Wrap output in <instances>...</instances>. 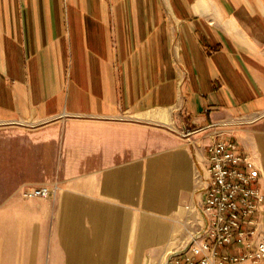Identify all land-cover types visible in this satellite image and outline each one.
Returning <instances> with one entry per match:
<instances>
[{
	"label": "crops",
	"instance_id": "obj_1",
	"mask_svg": "<svg viewBox=\"0 0 264 264\" xmlns=\"http://www.w3.org/2000/svg\"><path fill=\"white\" fill-rule=\"evenodd\" d=\"M143 112L167 129L137 144L116 120ZM58 116L124 132L62 173L27 264L146 261L199 196L209 135L264 117V0H0V121Z\"/></svg>",
	"mask_w": 264,
	"mask_h": 264
},
{
	"label": "rangeland",
	"instance_id": "obj_2",
	"mask_svg": "<svg viewBox=\"0 0 264 264\" xmlns=\"http://www.w3.org/2000/svg\"><path fill=\"white\" fill-rule=\"evenodd\" d=\"M137 116L116 120L132 127L127 130V135L137 144L141 138L152 139L161 130L167 129L152 119ZM104 124L92 118L67 116L0 121V264H27L29 249H34L36 245L39 248L40 242L44 241L45 224L41 211L45 197L26 198L21 195L20 189L25 185L60 182L62 173L68 169H91L94 163L118 145L117 138L124 132ZM260 134H264L263 116L233 122L220 132L222 138H231L238 149L250 153L258 168V178L262 174V165L255 141ZM194 201L189 199L171 213L172 235L160 252L149 254L142 263L134 255L133 264L164 263V253L177 234L181 239L187 229L197 226ZM36 210L37 214L34 213Z\"/></svg>",
	"mask_w": 264,
	"mask_h": 264
},
{
	"label": "built area",
	"instance_id": "obj_3",
	"mask_svg": "<svg viewBox=\"0 0 264 264\" xmlns=\"http://www.w3.org/2000/svg\"><path fill=\"white\" fill-rule=\"evenodd\" d=\"M205 145L206 176L193 202L197 226L165 251L164 264H246L264 258V190L249 152L213 132ZM58 183L25 185L26 198L54 196Z\"/></svg>",
	"mask_w": 264,
	"mask_h": 264
},
{
	"label": "bare ground",
	"instance_id": "obj_4",
	"mask_svg": "<svg viewBox=\"0 0 264 264\" xmlns=\"http://www.w3.org/2000/svg\"><path fill=\"white\" fill-rule=\"evenodd\" d=\"M162 110V109H161ZM164 111V110H163ZM165 112V111H164ZM155 113V112H154ZM157 114V113H156ZM166 114V113H165ZM164 264V263H163Z\"/></svg>",
	"mask_w": 264,
	"mask_h": 264
}]
</instances>
